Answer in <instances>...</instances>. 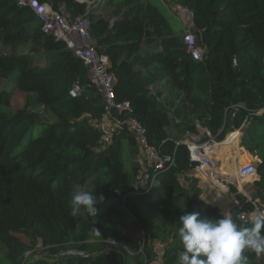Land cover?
Returning <instances> with one entry per match:
<instances>
[{"label":"trees","instance_id":"obj_1","mask_svg":"<svg viewBox=\"0 0 264 264\" xmlns=\"http://www.w3.org/2000/svg\"><path fill=\"white\" fill-rule=\"evenodd\" d=\"M38 1L88 18L117 77V101L131 102L150 144L174 164L157 173L150 190L131 194L147 169L137 137L125 129L103 145L95 121L106 103L87 66L43 31L31 8L0 0V264H151L156 239L167 245L163 263L179 264V216L224 215L200 199L196 184L181 182L198 163L179 141L197 133L198 122L224 141L251 121L241 146L261 159L254 183L259 201L238 195L240 206L231 211L237 224L250 226L240 214L264 209V0H172L193 12L198 43L206 48L203 60L188 52L172 16L150 1L108 0L105 6H118L116 16L127 7L112 26L104 8L87 13L76 0ZM165 78L163 87L180 95L179 102L162 100L160 88L151 91ZM77 82L83 91L73 97ZM14 89L28 95L20 109L12 103ZM249 153L241 156L244 170L254 160ZM77 184L103 195L95 215H70ZM128 221L145 232L144 248L119 228L130 232ZM93 237L102 239L100 246L89 244ZM245 254L248 264H264V255Z\"/></svg>","mask_w":264,"mask_h":264},{"label":"built area","instance_id":"obj_2","mask_svg":"<svg viewBox=\"0 0 264 264\" xmlns=\"http://www.w3.org/2000/svg\"><path fill=\"white\" fill-rule=\"evenodd\" d=\"M21 7L31 8L36 14L39 21L43 24V31L47 34H52L56 39L62 40L66 43L67 47L73 51L78 59L88 68V75L91 84L99 87L103 93V99L106 103V112L103 116L96 120V126L102 133V144L108 145L114 139V136L122 133L125 129H129L137 137L139 141L140 150L144 156L145 165L147 166L146 173L143 174L132 187V193L146 192L153 187L158 179L157 173L163 169L166 164L168 167L174 164L173 157H164L160 151L150 144L146 132V128L140 123V121L134 116V107L130 101L118 102L115 93V83L117 77L113 71L110 70L111 60L109 55L99 51L97 43L93 40L89 30V20L86 16H74L71 12L66 10L65 7H61L60 10H56L49 3H42L38 0H16ZM79 3L87 5V13L91 9L98 6L102 0H76ZM166 3V0H162ZM171 8L178 13V16L183 24L185 32V43L188 52L195 60H203L206 48L198 43V34L195 29L192 14L189 10V16L182 14L179 6L171 5ZM235 66L237 61H235ZM151 91L155 92V87L150 86ZM82 87L77 82L74 83L70 95L77 97L82 93ZM117 112V113H116ZM124 113L126 116H124ZM198 132H187L185 137L179 141L181 144H186L190 151V158L192 161L197 162V167H214L217 164V149L219 144L225 141H217L211 131L203 127L201 123H197ZM234 133V132H233ZM204 136H208V140H204ZM213 138L212 140L210 139ZM148 171V172H147ZM242 174H254L255 170L247 169ZM253 175V176H254ZM221 181H228L236 184L234 178L228 177V175L220 176ZM244 192V190H242ZM241 191V192H242ZM242 192V193H243ZM121 195V192L118 191ZM248 197V195H245ZM125 198V196H123ZM248 200H252L249 196ZM234 206H240L238 196L234 198ZM263 213L259 209L251 213H241V220L247 222L251 220V217L255 214ZM163 257L165 252L162 251ZM162 264L163 261H162Z\"/></svg>","mask_w":264,"mask_h":264},{"label":"clouds","instance_id":"obj_3","mask_svg":"<svg viewBox=\"0 0 264 264\" xmlns=\"http://www.w3.org/2000/svg\"><path fill=\"white\" fill-rule=\"evenodd\" d=\"M103 200V195L97 196L77 184L71 193L70 215L76 217L85 212L95 215L96 205ZM259 210L263 211L262 208ZM178 220L182 244V249L177 252L179 264H248L246 252H254L258 257L264 255V213L253 215L250 226L237 224L228 214L209 218L183 212Z\"/></svg>","mask_w":264,"mask_h":264},{"label":"crops","instance_id":"obj_4","mask_svg":"<svg viewBox=\"0 0 264 264\" xmlns=\"http://www.w3.org/2000/svg\"><path fill=\"white\" fill-rule=\"evenodd\" d=\"M107 1L108 0H106V2ZM146 1H150L154 5H157L162 11L166 12L168 15L172 14V15H177V18L179 17L178 13L175 12L173 10V8H171V5H175L176 8H177L178 4H176L172 0H166V3H164L162 0H146ZM161 3L164 5L165 8L161 7L162 6ZM105 4L106 3H104L102 1L95 8H99V7L104 8V9H102L103 10L102 13L106 17L112 19L111 20V26H112L115 23V21H117L119 18H121L123 12L127 10V7L122 8L121 9V14L119 16H116L114 14V11L117 9L118 6H115L114 4L105 6ZM168 10L170 11V13H168ZM172 15H170V16H172ZM178 19H180V18H178ZM181 28L183 29V32H184L183 24H182ZM166 80L167 79L165 78L163 81L158 83L157 86L155 87L156 88L155 90L160 88L161 91H162L161 99L162 100H166V102H168L170 104L171 102H174L173 101L174 93L173 94L171 93V91H170L171 89L169 87H163V84H165ZM177 99L179 100V98H177ZM238 144H239V142H238ZM239 147L242 149L241 150L242 154L243 153L244 154L249 153L240 144H239ZM249 154H251L253 156V159H254L252 162H250V164H254V165L257 166L261 162L260 157H258L257 155H254L252 153H249ZM227 156L228 155L225 154V155L220 156L218 158V154H217V160L219 162L214 167H209V166L208 167H205V166L204 167H195L194 169L189 170L186 174H184L181 177V182L186 188H190L191 184H196L201 189V195H200V199L201 200H204V201H206V202L218 207L223 214L231 215V211H232V208L234 206L233 205L234 198L237 197L239 194H238V192H236V193H233V192L230 193L229 192L230 189H229L228 186L231 184V182L221 181L220 180V176L223 175V174L219 173V170L221 172L222 171L221 170L222 167L225 168V169H228V170H235V167H237V164H240V158L234 159L233 157H231L227 161ZM230 156H234V155L231 154ZM233 162L235 164L234 166L231 165ZM228 177H232V179L234 178V180H235V176L234 175H230V176L228 175ZM258 179H259V175H257V180ZM251 181L252 180H250V182ZM245 183H247V181L244 182L243 188H244ZM221 185H223V187ZM235 185L238 186V182H236ZM224 186H225L226 189L224 188ZM238 188H239V186H238ZM207 196H208V198H207ZM164 246H167V245L165 244Z\"/></svg>","mask_w":264,"mask_h":264},{"label":"rangeland","instance_id":"obj_5","mask_svg":"<svg viewBox=\"0 0 264 264\" xmlns=\"http://www.w3.org/2000/svg\"><path fill=\"white\" fill-rule=\"evenodd\" d=\"M104 3H106V0H102ZM161 7H164V5L161 3ZM165 8V7H164ZM167 11V10H166ZM168 13H170V11L168 10ZM170 15H172V14H170ZM179 18V17H178ZM177 18V15H172V20L176 23V25H177V27H182V22H181V20L180 19H178ZM0 89H2L3 90V86L2 85H0ZM14 91V97H13V100H12V103H13V105L16 107V108H22V107H24L25 106V104L27 103V99H28V95L27 94H24V93H21V92H19V91H17V90H13ZM184 94L182 93L181 94V96H183ZM178 98H179V100L177 99V96H175L174 98H173V100H174V102L176 103V102H178V101H180L181 100V98H180V95L178 96ZM36 109H38V110H43V106H41V105H35L34 106ZM238 130H240V129H238ZM233 132H235V131H233ZM233 132H231V133H233ZM231 133H229L228 134V136L231 134ZM187 134V133H186ZM242 135L243 134H241L240 135V138L238 139V142H239V144L241 145V138H242ZM228 136H227V138H228ZM208 137V136H207ZM213 137V136H212ZM226 138V139H227ZM210 139L212 140L213 138H211L210 137ZM225 139V140H226ZM204 140L206 141V140H208V139H206V137L204 136ZM224 140V141H225ZM237 142V143H238ZM239 144L238 145H236L237 147H239ZM218 154V153H217ZM244 154V153H243ZM219 158V157H218ZM219 161H217V163H218ZM247 168L248 169H252V170H255L256 169V165H254V164H249V166H247ZM247 169H243V172L244 171H246ZM250 180H252L251 182H250ZM257 180V177L256 178H251V179H249V180H247V183H245V185H244V192L240 189V188H238V186L237 185H235V184H233V183H231L228 187H229V189H230V193H236V192H238V194L239 195H248V197L250 196L252 199H256L257 201H259V198H258V196H257V192H256V189H255V185H254V183H255V181ZM232 185V186H231ZM224 188H225V186H224ZM238 188V189H237ZM243 192H241V191ZM246 191V192H245ZM246 197V196H245ZM247 197V198H248ZM258 208L259 209H261L262 208V205H260V206H258ZM128 225L130 226V232H129V230H128V228L129 227H127L126 225H123V224H121V225H119V228H121L122 229V231H123V233H129V235L130 236H132V237H135V238H138V239H140V243H141V246H142V248H144V245H145V240H146V236H145V232H143L142 231V233L141 232H139V231H137L136 232V230L135 229H133V227L131 226V224L129 223V221H128ZM135 227V226H134ZM136 229H138L137 227H135ZM105 241V240H104ZM108 241V240H107ZM101 242H102V239H100V238H97V237H93V238H91L90 240H89V244L92 246V244H93V246L94 247H98V245L100 246L101 245ZM164 243L163 242H161L160 240H158V239H156V240H154L153 241V243H152V246H153V249H154V254H155V261H153L151 264H162V259H161V262L159 261L160 260V258H161V255H162V251H163V248H164Z\"/></svg>","mask_w":264,"mask_h":264},{"label":"bare ground","instance_id":"obj_6","mask_svg":"<svg viewBox=\"0 0 264 264\" xmlns=\"http://www.w3.org/2000/svg\"><path fill=\"white\" fill-rule=\"evenodd\" d=\"M181 12H182L183 15L189 16V13L187 12V10L181 9ZM239 137H240V133L239 132L236 131L234 133H231L228 136V138L225 140V142H223L222 144H219L216 147V149H217V152H218V157L223 156L225 154L228 155L227 156V161L231 157H233L234 159L240 158V164H237V167H235L236 171L235 170H228V169H225V168L222 167L221 168L222 171L220 172V170H219V173H222L224 176H226V175H229V176L230 175H234L235 176V181L238 182L239 188L244 190V188H243L244 182L249 180V179H251V178H255L256 176L254 174H251V175L242 174L243 173V168H242V164L243 163L241 161V156L243 155L242 152H241L242 149L240 147L236 146V145H238L237 142H238ZM231 154L234 155V156H230ZM231 165L234 166L235 165L234 162ZM221 186L223 187V185H221ZM207 198H208V196H207Z\"/></svg>","mask_w":264,"mask_h":264},{"label":"water","instance_id":"obj_7","mask_svg":"<svg viewBox=\"0 0 264 264\" xmlns=\"http://www.w3.org/2000/svg\"><path fill=\"white\" fill-rule=\"evenodd\" d=\"M179 8L185 9V7L180 6V5H179ZM191 14H192V18H193V12H191ZM250 124H251V121H248L242 128H240L239 133L240 134L246 133L248 131V128L250 127ZM257 175H256V177H257ZM263 213H264V209H263Z\"/></svg>","mask_w":264,"mask_h":264}]
</instances>
